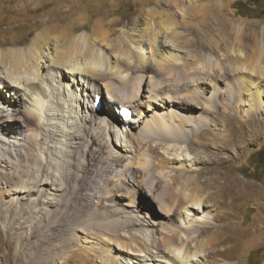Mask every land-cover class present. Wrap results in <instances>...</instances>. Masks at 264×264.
<instances>
[{
  "label": "rangeland",
  "instance_id": "obj_1",
  "mask_svg": "<svg viewBox=\"0 0 264 264\" xmlns=\"http://www.w3.org/2000/svg\"><path fill=\"white\" fill-rule=\"evenodd\" d=\"M178 1L181 2L180 9L182 10L179 16L173 17L171 12L173 13L174 9L169 11L171 8L170 5L165 4L158 7L155 0H0V44L9 42L7 47L14 49L26 48L27 45L25 44L14 45L10 43L15 40L29 42L35 34L45 31L44 33H46V36L49 35V39L46 40L42 38L43 42L41 44L44 45L43 47H48L49 44V47H54V49L57 47L60 51L63 50L68 52L69 50L71 53L82 52V57L89 53H101L108 57L111 56V62L113 64H116L117 59L123 56L125 52L129 51V46L134 48L136 45H140L143 51H145L144 53H147L146 58L149 57V61L151 60L153 69L148 74L149 76L143 81L142 85L145 89H143L140 100L135 103L137 104L135 105L137 112L135 117H137L138 120L134 128H130V133H142L141 136L143 138H146L143 129L146 127L144 124L149 120L148 118L151 119L158 112L167 114L170 107H168L165 98L170 95L169 98L176 97L172 91L170 94H166V91L171 89V86H167L168 89L166 88L165 92L156 94L154 98L153 96L149 98L155 86L162 87L167 84L166 77H163L162 73L159 71L161 66L158 63L162 61L163 57H171L172 62H169L171 64L169 66L173 68L171 72L173 74L175 72L180 79H183L182 83L186 82L190 84L191 91L197 89L204 92L203 97L209 100L210 104H214L211 100L212 94H214L216 90L221 91L222 93L216 96L218 104L213 106V113L211 112L213 115L209 116L208 120L210 122L212 117H217L219 116L218 114L223 115V119L220 116L217 122H215V125L219 123L218 126H215L216 132L221 133L220 130L224 129V115L227 114V116L233 119L237 134L234 137V147L228 152L218 151L214 161L210 163V166L218 168L222 173L227 172V180L231 183L233 181L231 186H236L235 183L238 184L237 187H232L234 195L231 194L232 198L230 197L229 200V203L232 204H230L227 209L225 208L233 213L229 216V222L226 221L227 223H231L228 232L231 236V243L228 245L231 246L232 251L229 256H215L214 254L216 251L213 250V239L214 236H216L215 231L217 230L215 226L221 225V223L217 221V217L220 212L225 211V209L220 210L215 205L214 201H209L206 207L203 206L204 208L201 209L200 213L196 211L192 212L193 215L207 214L206 222L208 223L199 224L200 227L197 228V231L199 230L198 233L191 235L195 236V238L193 239L194 241H191L189 250L192 253L196 252L201 255L195 258L198 259L196 262L197 264H264V171L262 172L261 182L248 177L254 173L256 169L251 163L252 154L264 148V111L262 114L256 116L255 123H252V120L246 123L241 122L236 115L240 117L239 114L244 113L245 109L250 108L249 102H254L251 96V91H253L251 88L252 85L249 83L246 84L248 89L251 90L250 92L240 93L239 89L235 86L238 74L234 73L233 75V73H231V77H221L218 78L219 80L217 79L218 81L214 78L215 71L219 70L222 66L224 68L227 67V71L236 67V51H242L245 54L244 57L250 55L252 52V50L239 48L234 44L231 45L230 49L223 46L222 41L224 38L230 39V29L235 30L237 27L245 36L257 34L264 42V0ZM206 1H209V5L205 3ZM210 3L213 4V7H211L212 5H210ZM237 3H242L243 7L249 9L250 15L244 14L247 13L246 10L244 13L239 12L236 8ZM206 5L208 6L206 7ZM142 6L146 11L153 9L154 12L151 15H142L138 12L139 8ZM195 10L206 11L209 16L206 19L202 17V22H199L200 20L195 17H193L194 19L192 20L190 14H193L192 11ZM153 47L154 50L152 51ZM80 49L83 50L81 51ZM173 56L175 59H173ZM50 57L53 58H49L46 65L52 63L54 56L51 55ZM262 59L264 65V56ZM88 61L89 60L80 58L78 62L84 65ZM249 61L252 62L251 59H249ZM121 67L125 68L124 65ZM3 69L0 70L1 75L5 70ZM51 69H54V66L51 65L49 69L45 67L43 74L49 78L47 77L45 80L41 79L40 82L42 84H49L50 94L57 95L60 93L64 96L63 92H58L56 86L54 87V92L51 89L50 82L52 83V81L50 80H54V85L58 83L55 82L56 80L58 81V78L56 74H53V70L51 71ZM167 71H169V69ZM56 72L57 71L54 73ZM58 72L61 73V70ZM63 72L67 73L65 71ZM240 75L242 76L243 74ZM247 75L248 73L245 74V76ZM132 78L131 80L135 81L137 77L134 75ZM97 81L101 82L99 79ZM194 81L197 82V84ZM152 82L153 85L151 84ZM172 83H174V80ZM4 84L8 87V82L4 83L2 81V83L0 82V91L3 93V96L6 94L8 96V93H10L12 89L9 87L5 88L6 90H2V87L5 86ZM172 89L176 88L172 87ZM122 93H125L128 97L131 96L129 89L122 91ZM185 94L190 93H183L182 95L185 96ZM91 95H93L92 92ZM101 95H103V98H105V100L107 99V101L109 98L113 99L104 87L101 91ZM233 97L237 99V102H240V99L243 98L247 103L241 102L239 103V108H235L234 104L231 105V103H233ZM60 98L58 99L59 101L61 100ZM64 98L66 97L64 96ZM50 99H52V97ZM56 99L54 100L56 101ZM90 101L91 104L92 96L90 97ZM155 101L157 103H155ZM201 101L205 102L204 100ZM111 105L112 106L104 104L102 108H115L118 106L112 102ZM148 105L151 106V110ZM226 105L229 108L225 107ZM21 106H23V103H21ZM27 106H30V104L28 103ZM192 107L194 108L195 114L198 115L197 117H200L202 112L205 111L202 105H192ZM141 108L144 109L142 115ZM20 109H22V107H20ZM8 110L10 112L13 111L10 107ZM23 120L19 121V133L14 131V137L1 132L0 138L12 144H14V142H23V144L28 145L29 143L24 141V138H27V141L29 140V125ZM121 120L122 118L120 117L119 123L123 125L125 122L123 120L121 122ZM52 121L55 122V120ZM56 122L59 124L60 122L63 123L62 119H59V121L56 120ZM127 127H130L129 124H127ZM113 136L116 137V134H113ZM113 141H115V139H112V135H110L109 142L112 143ZM120 141H123L127 145L129 144L125 142V140ZM109 142H107L103 148L104 156L102 158H107L110 155H113L114 158V150L120 152L119 155H124V152L110 147ZM57 143L58 141L56 144ZM130 144L129 145L133 147V143ZM136 145L137 143L135 146ZM91 148L92 150L90 151ZM157 148L160 150L151 151L145 145L143 149L138 150V153L133 152L130 156L134 155L136 157V162L132 164L135 168L127 169V166L126 168L117 166L118 168L111 176L108 171L109 165L100 162L97 168V175L89 181L86 189H84L83 193H80L79 197H76L72 193L75 186L78 185V181L83 178L81 169L85 165L84 161H87L85 153L86 147H83V154L77 157L79 161L75 165H71L70 161L72 157L68 158L62 148H58L52 153H49L47 156L49 157L51 170L63 178L69 179V181L71 179V189L65 197V205L49 208L50 210H54V215L51 218L52 221L50 220L51 222L49 223V228L47 227L48 229L35 227L36 223H38V225L42 223L39 219L36 223H32L35 214H26L25 216L28 218V221L23 225V216H21L19 220L11 209H9L10 211L8 212L6 209H0V264H37V257L43 258L44 256H41L42 251L46 249L53 251L55 247L57 249V251H55L59 264H61L63 260L68 259L73 253H78L77 256H79L87 246H93L92 243L88 244L85 242L96 243L92 239V230L99 231L98 229L102 227L101 223L105 222L119 225L117 228L113 227V233L119 229V233L123 234L122 238L118 236L119 238L116 237L117 240L114 235L109 236L115 238L113 239L116 244H120L127 240L125 235L128 233V228L124 226L120 227V225L124 218H126L125 216L128 215L136 216L141 221L145 219L146 222L149 223V215L158 218L159 221L162 220L163 224L160 226L149 227L155 229L158 237H163V234L167 236V231H165L166 229L164 227L165 224L170 227H177L179 225L178 220L181 218L184 219L185 214H183V212L187 204H189L187 196H191L192 194L198 195L199 191H201L200 189L206 184L207 180L205 179H208L209 175H205V178L203 176L202 179H197L195 178L196 173H190L188 169H184L185 172H188L186 174L187 176H181L176 173L177 171L183 172V169L177 170L176 168L175 171H171L167 164L165 166L162 163L161 154L164 149H162V147ZM87 149L94 155L93 146H88ZM88 150H86V152H88ZM193 150L194 149L188 151L187 154H184L182 157L188 155L187 157L189 159L192 157L194 158L200 149L194 150L195 153ZM212 151L216 152L217 150L212 149ZM204 156L205 155H203V157ZM200 161L198 160L200 169L209 166L204 160ZM117 162H119L118 164L122 163L120 161ZM245 172H247V174H245ZM210 176H212V174H210ZM217 176L221 177L220 174ZM108 177L113 179L111 182L105 183ZM194 178L196 180H194ZM222 178L220 182H224ZM125 180L130 184L125 183ZM116 181L119 183L116 184ZM151 187H156V191H152ZM215 187L216 186H214L213 192H216ZM243 188L245 191H242L244 190ZM156 194L158 196L160 195L159 198L164 202L167 201V204H171L172 202L173 206H176V208L174 207V209H176L174 212L175 216L172 220L167 215V209L164 207L166 204L162 205V207L161 204L158 203L159 201ZM202 194L204 193L201 192L199 195ZM13 198L14 196L9 194L4 197L3 200L11 203ZM70 200L72 204L66 206ZM136 201H140L144 205L141 212H138V208L134 210V207H132V203ZM181 201L184 203H180ZM185 202L186 205H184ZM12 206V208H14V206L17 208V204ZM177 210L180 211L178 212ZM193 215L190 216L189 220L195 219ZM64 217L65 221L60 223L62 221L61 219H64ZM134 228L139 229L140 227L137 225ZM43 230L45 231L43 232ZM162 230H164L165 233ZM39 232H41V234H38ZM31 234H34V236ZM183 236L185 239L187 238L185 234H183ZM19 237H23V240L21 239L22 243ZM39 238L48 239L44 241L43 244H39ZM57 245H59L58 247L60 249L57 248ZM96 247L102 255L106 254L107 248L100 244L96 245ZM217 247L218 250L222 249L220 245ZM103 248H105V252ZM115 252L116 251L112 252V254L114 255ZM113 255H110L112 259L114 258ZM169 257L170 256L165 255L163 258L169 260ZM141 259H144L143 255ZM145 260V263L139 264H158L155 261ZM99 261L102 260L99 259ZM118 261L121 264L123 263L119 259Z\"/></svg>",
  "mask_w": 264,
  "mask_h": 264
},
{
  "label": "bare ground",
  "instance_id": "obj_2",
  "mask_svg": "<svg viewBox=\"0 0 264 264\" xmlns=\"http://www.w3.org/2000/svg\"><path fill=\"white\" fill-rule=\"evenodd\" d=\"M155 1L158 7L165 4L170 5L171 8L169 11L174 9L173 13L171 12L173 17L179 16L180 11L182 10L180 9L181 2L178 0ZM205 3L209 5V1H206ZM208 5H206V7ZM210 5L213 7L212 3H210ZM147 11L143 6L138 10L142 15H151L154 12L153 9ZM192 13L193 14H190L191 19L193 20V17H195L200 20L199 22H202V17L206 19L209 16L206 11L195 10L192 11ZM44 32L45 31L35 34L29 42L15 40L10 43L14 45L25 44L27 45L26 48L14 49L7 47L9 42H3L0 44V70L3 68L5 69H3L4 72H2V75L0 73V82H8V87L4 84L5 86L2 87V90L9 87L12 89V91L10 90V93H8V96L7 94L3 96V93L0 91V133L3 132L6 135L8 134V136L14 137V131L18 132L19 129V121H22L23 119L24 122L28 123L30 131L29 140L27 141V138H24V141L29 143L28 145L23 144V142H14V144H12L11 142H7L0 138V209H6L7 212L11 209L19 220L21 216H23V225L28 221V218L25 216L26 214H35L32 223H36L38 219L42 222L40 225L36 223L35 227H40L41 229L49 228V223L52 221L51 218L54 215V210H50L49 208L62 206L66 202L65 197L71 189V179L69 181V179L63 178L53 172L50 168L49 157L47 155L58 148H62L68 158L72 157L71 161H69L71 165H75L79 161L77 157L80 154H83V147H86V150H88V146H93V152H95L94 155L90 153L92 148L90 151L88 150V152L85 150L87 161H84L85 165L81 169L83 178L78 181V185L75 186L72 193L76 197H79L80 193H83L84 189H86L89 181L97 175V168L100 165V162L109 165L108 171L111 176L118 168L117 166H121V168H126L127 166V169L135 168L132 164L136 162V157L134 155L130 156V154H133V152L138 153V150L143 149L145 145L151 151L160 150L157 147H162V149H164L161 154L162 163L165 166L167 164L171 171H175L176 168L177 170L183 169V172H176L181 176H185L188 172H194L196 173V176H194L197 179H202L203 176L205 178V175H209L208 179H205L207 180L206 184H204L201 189L199 188L201 191L196 189L199 191L198 195L192 194L191 196H187L185 194L188 197L189 204H187L183 212V214H185L184 219L180 217L181 219L178 220L179 225L177 227H170L165 224L164 227L166 229L165 231H167V236H164L163 234V237H158L155 229H152L149 226H160L163 224L162 220L159 221L158 218L149 215V223L146 222L145 219L141 221L136 216L128 215L125 216L126 218H124L120 225V227L124 226L125 228H128V233L125 235L127 240L120 244H116L114 239L118 236L121 238L123 236V234L119 233V229L113 233V227L117 228L119 225L116 223H101L102 227L98 229L99 231L92 230V239L96 243L85 242L88 244L92 243L93 246H87L79 256H77L78 253H73L71 256L69 255L70 257L63 260L61 264H121L118 259L123 262L122 264L145 263V259L148 261H155L158 264H195L198 261V259L195 258L201 255L196 252L192 253L189 250L191 241H194L193 239L195 238V236L191 235L198 233L199 230L197 231V228L200 227L199 224H207L208 222H206L207 214L193 215L192 212L196 211L200 213L201 209L206 207L209 201H214L215 205L220 210L227 209V207L232 204L229 203V200L231 194H233V188L238 185L235 183L236 186H231L233 181L231 183L227 180V172L222 173L218 168L210 166V163L214 161L218 151L228 152L234 147V137L237 134L233 119L227 116V114L224 115V129L220 130L221 133L216 132L215 126H218L219 123H216L215 125V122H217L220 116L223 119V115L218 114L219 116L212 117L210 122L208 120V117L213 115L211 114V112L213 113V106L218 104L216 96L222 92L216 90L211 96V100L214 104H210L209 100L203 97L204 92L197 89L192 90L194 91L192 92L190 90V84L186 82L182 83L183 79H180L175 72L174 74L171 72L173 70V68L169 66L171 65L169 62H172L171 57L165 58L162 56V61H159L158 63L161 66L159 71L162 73L163 77H166L167 84L162 87L155 86V88H153L154 91L150 93L151 95L149 98L152 96L154 98L156 94L165 92L167 86H171V89L172 87L176 89L169 90L167 88L168 91H166V94L168 95L172 91L176 97L169 98L170 95L165 98L168 107H170L167 114L158 112L154 117L151 119L148 118L149 120L145 122L144 126L146 127L143 129V133L146 138L141 136L142 133L131 134L130 128H134L138 120V118L135 117V115H137L135 109V105L137 104L135 103L140 100L143 89H145L142 85L143 81L149 76L148 74L153 69L151 66V60L149 61V57H147L148 59L146 58L147 53H144L145 51H143L142 47L140 45H136L134 48L129 46V51L125 52V56H121L117 59L116 64H113L111 62V56L108 57L101 53H89L82 57V52L71 53L68 49V52L63 50L60 51L57 47L55 49L54 47H49V44L48 47H43L44 45L41 44L43 42L42 38H45L46 40L49 39V35L46 36V33ZM229 32L230 39L225 37L222 41L225 48L230 49L231 45L234 44L239 48L252 50V52L250 55L244 57L245 54L242 51H236V67L227 71L228 68L222 66L219 70H214V78L217 80L221 77L229 78V76L231 77V73H233V75L234 73L238 74L235 86L239 89L240 93L250 92L251 90L248 89L246 84L249 83L252 85L251 88L253 91H251V96L253 97L254 102L250 101V108L245 109L244 113L239 114L240 117L237 115L236 117L243 123H246L249 120H252L251 122L255 123L256 116L262 114L264 111V65L262 63V58L264 56V42L257 34L243 35V32L239 28L237 29V27L235 30L230 29ZM153 50L154 47L152 48V51ZM51 55L54 56V59H52L53 61L50 65H46L48 59L53 58L50 57ZM80 58L89 61L83 65L78 62ZM173 59H175L174 56ZM249 59H251L252 62L249 61ZM122 64L125 68L121 67L123 66ZM51 65L54 66V69H51V71L53 70V74H56L58 78V81H55L58 83L55 85L53 84L54 80H50L52 83L49 81L51 89L53 91L56 86L58 92H63L66 98L58 93L57 95L55 94L57 96L56 99L55 95L50 94L49 84H42L40 82L41 79L45 80L48 77L44 76L43 71L45 67H48L49 69ZM168 69L169 71H167ZM59 70H61V73L58 72ZM55 71L57 72L54 73ZM63 71L67 73H64ZM247 73L248 75L245 76ZM240 74H243L244 77ZM134 75H136L137 78H135V81H132L131 79H133L132 77ZM98 79L101 82L97 81ZM173 80L174 83H172ZM195 83L197 84V82ZM151 84L153 85V82ZM103 87L113 98H109L110 102L103 98V105L112 106V102L118 106L115 108L104 107L100 110L95 109L93 103L98 96H101ZM126 89H129L131 92L130 97L126 96L125 93H122V91H125ZM91 92L93 95H91ZM183 93L190 94H185L184 96L182 95ZM91 96L92 103L90 104ZM51 97L52 99H50ZM53 98L56 99V101ZM59 98L62 102L61 100H58ZM201 100H204L205 102H202ZM241 102L247 103L243 98L240 99V102H237V99L233 97V103H231V105L234 104L235 108H239V103ZM21 103H23V106H21ZM28 103L30 106H27ZM155 103L157 102L155 101ZM150 105H148V107L151 110ZM192 105H202V107L205 108V111L202 112L200 117H197L198 115L195 114ZM19 106L22 107V109H20ZM123 106H129L134 109V118L129 123L130 127H127L126 123H123V125L119 123L121 116L116 112V108ZM9 107L12 108V112L8 110ZM225 107L228 106L226 105ZM143 111L144 109L141 108V115L143 114ZM59 119H62L63 123L60 122L59 124L56 122V120L59 121ZM52 120H55V122ZM113 134H116V137H114ZM110 135H112V139H115L112 143L109 142ZM120 140H125V142L129 144L133 143V147L130 146L131 144L127 145ZM57 141L58 143L56 144ZM107 142H109L110 147L113 149L124 152V155H119L120 152L114 150L115 159L113 158V155H110L107 158H102L104 156L103 148ZM136 143L137 145L135 146ZM192 149H200L194 158L192 157L189 159L187 157L188 155L182 157ZM212 149L217 151L213 152ZM203 155L205 156L203 157ZM198 160H204L209 166L200 169ZM117 161L126 164H118L119 162ZM184 169H188V172H185ZM210 174H212V176H210ZM218 174H220L221 177L217 176ZM195 178L194 180H196ZM221 178L224 182H220ZM112 179L113 178L108 177L105 183L111 182ZM117 183L119 182L116 181V184ZM125 183L130 184L126 180ZM214 186H216V192H213ZM151 188L152 191H156V187ZM242 191H245V189ZM201 192L204 194L199 195ZM9 194L14 196L11 203L3 200L4 197ZM157 197L159 201L158 203H160L161 206L166 204L164 207H166L167 215L172 220L175 216L174 212L176 209H174V207L176 208V206H173L172 202L171 204H167V201L164 202L161 200L159 198L160 195H157ZM182 201L180 203H182ZM14 204H17V208L16 206L12 208V205ZM71 204L72 202L70 200L66 206H70ZM184 205H186V202ZM132 207H134V210L135 208H138V212H141L144 205L140 201H136L132 203ZM226 209L225 211L220 212L217 217V221L220 222L221 225H216L215 228H217V230H214L216 232V236H214L213 239V250L216 251L214 252L215 256H229L232 251L231 246L228 245L231 243V236L228 233L231 223H227L226 221L229 222V216L233 213ZM192 215L195 219L189 220ZM61 220L60 223H63L65 217ZM137 225H139V229L134 228ZM44 231L45 230H43V232ZM162 231L164 232V230ZM38 234H41V232ZM183 234L187 236L186 239ZM109 235H114L115 238L113 237V239ZM32 236H34V234ZM19 239L21 241V239L23 240V237H19ZM47 239L48 238H39V244H43ZM99 244L107 248L105 255H102L98 251L96 245ZM219 245L222 246V249L220 250L217 249V246ZM58 246L59 245H57V248H59ZM105 248H103L104 252ZM55 250L57 251L56 247ZM55 250L53 248V251L48 249L42 251L41 256H44L43 258L37 257L38 261L36 263L59 264ZM114 251L116 252L113 255L112 252ZM110 255H113L114 258L112 259ZM142 255L144 256V259H141ZM165 255L170 256V259H164L163 257ZM99 259L102 261H99Z\"/></svg>",
  "mask_w": 264,
  "mask_h": 264
},
{
  "label": "trees",
  "instance_id": "obj_3",
  "mask_svg": "<svg viewBox=\"0 0 264 264\" xmlns=\"http://www.w3.org/2000/svg\"><path fill=\"white\" fill-rule=\"evenodd\" d=\"M236 8L241 13H244V11L246 10L247 13H244V14L250 15V10L243 7L242 3H237ZM251 163L253 167H255L256 169L254 170V173H252L248 177H251L252 179L257 180L258 182H261L262 172L264 171V148L259 149L252 154ZM245 174H247V172H245Z\"/></svg>",
  "mask_w": 264,
  "mask_h": 264
},
{
  "label": "snow or ice",
  "instance_id": "obj_4",
  "mask_svg": "<svg viewBox=\"0 0 264 264\" xmlns=\"http://www.w3.org/2000/svg\"><path fill=\"white\" fill-rule=\"evenodd\" d=\"M125 114H127V111H126V113Z\"/></svg>",
  "mask_w": 264,
  "mask_h": 264
}]
</instances>
